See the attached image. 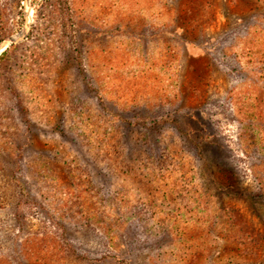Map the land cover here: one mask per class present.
<instances>
[{
	"label": "rangeland",
	"instance_id": "374dc122",
	"mask_svg": "<svg viewBox=\"0 0 264 264\" xmlns=\"http://www.w3.org/2000/svg\"><path fill=\"white\" fill-rule=\"evenodd\" d=\"M0 264H264V0H0Z\"/></svg>",
	"mask_w": 264,
	"mask_h": 264
},
{
	"label": "water",
	"instance_id": "95a60500",
	"mask_svg": "<svg viewBox=\"0 0 264 264\" xmlns=\"http://www.w3.org/2000/svg\"><path fill=\"white\" fill-rule=\"evenodd\" d=\"M18 40V37L14 38V41H17Z\"/></svg>",
	"mask_w": 264,
	"mask_h": 264
}]
</instances>
